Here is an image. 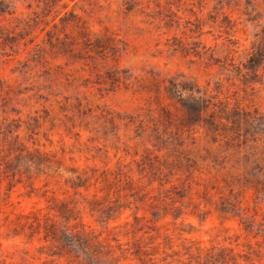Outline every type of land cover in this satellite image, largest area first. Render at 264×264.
<instances>
[{
    "label": "rangeland",
    "instance_id": "374dc122",
    "mask_svg": "<svg viewBox=\"0 0 264 264\" xmlns=\"http://www.w3.org/2000/svg\"><path fill=\"white\" fill-rule=\"evenodd\" d=\"M262 44L264 0H0V128L33 153L0 179V264H264V187L200 158L167 89L264 114V63L236 70ZM191 127L193 151L158 146Z\"/></svg>",
    "mask_w": 264,
    "mask_h": 264
},
{
    "label": "trees",
    "instance_id": "16d2710c",
    "mask_svg": "<svg viewBox=\"0 0 264 264\" xmlns=\"http://www.w3.org/2000/svg\"><path fill=\"white\" fill-rule=\"evenodd\" d=\"M263 63L264 44L258 48V52L251 54L247 63L244 64L245 70L240 66H236V70H239L246 79L257 77L259 67ZM167 89L186 110V123H203L206 128V136L209 138L208 146L205 148L207 155L200 158L206 160L212 158L228 174H234L236 170L243 171L247 177L252 176L245 179L249 181L247 184L262 189L264 187V114H260L257 110L230 108L223 101L216 102L214 98L208 97L200 87L187 79H171ZM193 129L194 127L179 128L169 137L158 134L156 136L158 146L166 147L171 153L174 151L178 157H181L185 152V146L188 151H193L190 146L196 143ZM36 152L43 165L52 166L53 160L49 159L48 155L38 150ZM32 154L29 146L20 141L19 134L10 124L0 128V179L5 176L10 179L11 184L20 181L23 175L19 168L13 166L14 159L24 160ZM187 158L193 162L189 167L196 169L199 165L197 159L191 156ZM71 171L73 174L69 180L81 185L82 175L75 169ZM79 180L81 182H76ZM65 234L67 237L65 245L70 251H74V248L78 246L76 235L67 232ZM78 236L86 249L92 248V238L87 233Z\"/></svg>",
    "mask_w": 264,
    "mask_h": 264
}]
</instances>
